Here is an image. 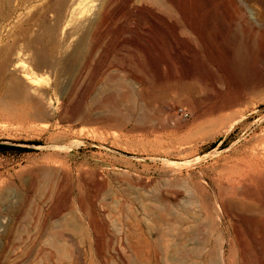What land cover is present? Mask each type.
I'll use <instances>...</instances> for the list:
<instances>
[{
    "label": "rangeland",
    "instance_id": "374dc122",
    "mask_svg": "<svg viewBox=\"0 0 264 264\" xmlns=\"http://www.w3.org/2000/svg\"><path fill=\"white\" fill-rule=\"evenodd\" d=\"M115 1L64 12L58 39L67 60L40 80L53 114L32 122L0 113V145L28 149L0 151V264H48L52 233L70 224L78 203L79 224L64 231L78 264H117L125 215L150 227L144 207L163 199L174 203L171 219L206 221L186 245L222 242L229 264H264V29L243 39L223 0ZM55 2L11 0L9 12L0 0V62L22 55L25 66L24 48L43 21L53 24ZM247 3L263 24L264 0ZM82 36L74 60L69 51ZM165 78L174 84L159 86ZM176 236L166 237L168 253L182 262Z\"/></svg>",
    "mask_w": 264,
    "mask_h": 264
},
{
    "label": "bare ground",
    "instance_id": "6f19581e",
    "mask_svg": "<svg viewBox=\"0 0 264 264\" xmlns=\"http://www.w3.org/2000/svg\"><path fill=\"white\" fill-rule=\"evenodd\" d=\"M56 1L57 2H55V0H54V2L56 3V5L54 6V8H55L54 11L56 12V18H55V21H53V24L50 25V26H48L49 23L47 25L43 21V24L41 25L42 29H40V31L42 30L41 36H36V37H33L32 39H30L27 42L26 48H24L26 51L29 52V57L27 56V58L25 59V66H22V68H21V63L23 62V60L19 58L20 55L15 57V58L18 57L16 61H14V60L13 61L12 60H7L8 58L4 55L6 60H4V58H3L4 61H1L0 62V113L5 114V116H7V117H10V118H20V119H23L25 121H32V122L33 121H39L40 120V122H42L41 120H43V117H45L47 115L53 114L52 113V109H51L52 107L50 106L51 107L50 108L49 107V104L47 103V102H49L48 99L50 98V97H48L49 96V90L46 87V85L43 86V85L40 84V80H42V77L45 75L46 72H49L50 70L54 71L55 69H58L57 66L60 63H62L65 59L67 60V57H66L67 49L64 46V44H62V43L59 42L60 41L59 39L61 37V36L59 37V35L62 34V33L60 34V31L63 30L61 28H62V24L64 22L63 21L64 12H66V14H67V11L70 12L72 10V8L75 7V6H76L75 7L76 10H78L77 9L78 8V5H80L81 3L83 4V2L86 3L85 4L86 11L89 12L90 9L93 8V5H94L93 2H95V0H56ZM97 1L99 2V4H98L99 6H98L97 10H99V9L102 8L101 3L104 2L105 0H97ZM161 1H162V3L163 2L164 3L166 2V3L169 4V0H161ZM10 2H11V0H3V8L6 9V10H8L9 12L12 11L10 9ZM116 2L117 1H115V0H106L105 6L106 7L108 6V9H111L112 5L113 4H116ZM55 3H53V4H55ZM97 3H96V6H97ZM248 4L249 3H247V0H223V3H222L223 9L231 16V18H232L231 20L232 21H235L236 25H238V27L241 29L240 31L242 33V36L244 35L243 36V39H245L246 41L248 39H250V36L251 37H254L252 35H254L256 33H259L260 32V29H264V20H263V24L261 23L262 24L261 25L260 24V21L258 22V20H257L258 18L256 19V17L254 16V13L251 10L252 8H250V6ZM83 6H84V4L82 6H80L81 9H82ZM109 6H111V7L109 8ZM85 7H84V9H85ZM75 8H74V10H75ZM45 9H46V7H45ZM81 9H80V11H82V12L85 13V10H81ZM45 11H47V9ZM72 12H73V10H72ZM72 12H70V13H72ZM85 14H86V16L88 15V13H85ZM65 18H67V17L65 16ZM103 19L104 18H103V15H102L101 18H100V20H99V23H98V21H96L97 22V24L95 23L96 26H98ZM64 20H67V19H64ZM84 22L86 23V21H84ZM84 22H81L82 25L84 24ZM80 24L77 22L76 27H78L77 25H80ZM95 29H96V27H95ZM75 31L77 32V30H75ZM260 33H259V36H260ZM263 34H264V32H263ZM263 34H261V36ZM83 40H84V36H82L76 43L74 42L75 45L71 48V51H69L70 52L69 57L72 56L73 59L76 60L79 52L81 51ZM47 41L49 42L48 44H50V43L54 44V49L53 48H51V49L48 48V46L46 45V42ZM241 49H243V48H241ZM12 51H13V48L11 50H10V48L9 49H4L3 50V53L7 55V54H9ZM226 51H228V49ZM53 53H55V55H59V58H57V57L54 58L53 55H52ZM225 54L228 55V56L226 55L227 57H229V55H230V54H228L226 52H225ZM22 58H24V57H22ZM19 61H22V62H19ZM18 62H19V64H18ZM62 64H64V63H62ZM18 65H20V68H19ZM18 71L20 73H22V74H20L22 76H20V77L18 76L19 75ZM54 73H55V71H54ZM58 73H60L59 70H58ZM181 77L183 78V77H186V76H181ZM173 78H175V77H173ZM170 80L171 81H168L165 78V80L164 79H163V81L157 80V82L159 81L158 82V85L159 86H162L163 85V87H165L164 85H166V87H167V83H169V84L171 83L172 85L174 84V83H172L173 82L172 81L173 79H170ZM169 84H168V86H169ZM174 86H176V85H174ZM169 88H170V86H169ZM145 92H147V91H145ZM160 92H162V91H160ZM151 95H153V94H151ZM147 99H148V97H147ZM45 119H48V117L45 118ZM122 178H124V177H122ZM131 180H132V178H131ZM225 201H227V200H225ZM173 204H171L170 200L168 201L166 199L165 200L163 199V200L160 201V203L158 205L154 204L155 207L152 206L153 208L144 207V208H146L144 210L148 211V212H145V213H149L150 214V215L148 214L150 216V219H151V222H152V224H150L151 225L150 227H148L149 225H146V224H145V226L142 225L143 222H141V219H139L137 216H135L136 214H133L132 212L131 213L129 212V214H126L125 215V218H124L125 220L123 221V223H121L122 229H120V230H123V237L121 236L122 238H120V239L121 240H124L125 246H123V244H122V248L124 247L123 249H120L119 247H121V246H118V249H120V250H119V252L117 251V253L115 255L116 257L118 256V258H117L118 259L117 264H188L187 261H190L189 263L191 264L193 262H196V259H198L197 260L198 261L197 262L198 264H229L228 263V259L226 257L227 254L225 255V251H224V247H223V243L222 242H218V243H215L213 245H209V241H206L205 238L202 241L199 240V241H196V242H195V239H194V242L195 243L192 242L193 239H192L191 236H194L192 234H198V235H200L201 233L199 234V233L194 232V233L190 234L188 232L190 230H194V228H196L197 226L200 227V225H198L199 222H196V221H193V222L185 221L186 219L183 220V219H178L176 217L173 218L175 216V214L172 215L173 216L172 217L173 219H171L170 216H171V210H172V208L174 206ZM175 204H177V203H175ZM179 206H177V207H179ZM124 207H122V208L124 209ZM183 207L184 208H187L185 205H183ZM235 207H237V205H235ZM240 207H241V204H240ZM248 207H249V205H248ZM253 207L254 206H251V208L250 207L249 208L250 209H254L255 207L254 208ZM259 207L260 206H258V208H257L258 210H260ZM128 208H130V207H128ZM226 208H227V206H226ZM231 208H232V206H231ZM33 209H35V208H33ZM85 209H86V207H85ZM118 209L122 210L121 208H118ZM219 209H221V208H219ZM237 209H239V208L237 207ZM120 210H119V212H120ZM126 210H127V207H126ZM132 210L133 209L128 210V211H132ZM144 210H143V213H144ZM245 210L246 209H244L243 211H245ZM70 211H69V213L71 214L70 224H68L69 222L67 223V221H66V223H61V225H60V223H58V225L60 226L59 227L60 229L57 231V233H56L55 230H54L55 231L54 234L51 232L52 233V236H53V241L51 243H52V247L54 248V250H52V249H50V251L47 250L48 252L46 253V257H45V258H47L46 260H48V262L50 264H56V263L59 264L60 261L62 262V260L63 259L65 260L66 257H67V259L69 257L72 258L70 260L72 261L73 264H78V260L81 259V257H79V259H78V255H79V252H78L79 250H77V247L78 246L76 247V245L73 242V240L71 238H69L68 236L66 237L64 235L67 232L66 230H68V228H71V229L72 228H75V227L77 228V226L79 224L78 221L80 219V218L78 219V216H79L78 214L83 211L82 210V207H81V204L78 203L77 208H76V211L77 212H75L76 214L74 212H72L73 213L72 214ZM128 211H127V213H128ZM173 211H174V208H173ZM218 211L220 213H222L221 210H218ZM234 211H235V208H234ZM135 212H136V210H135ZM224 212L227 213V211H224ZM121 213L122 212H120V214ZM176 213H178V212H176ZM254 213H256V212H254ZM86 214H87V212H86ZM37 215H38V213H37ZM117 215H119V214H117ZM178 215H179V213H178ZM185 215H187V213H185ZM122 216H124V214ZM180 217H182V216H180ZM182 218H184V217H182ZM143 220L144 219H142V221ZM34 223L35 224H38V226H40V228L44 229L46 227L47 221L46 220H41L40 216L38 215V216H36V219H35V222ZM205 223H206V221H205ZM205 223H203L201 225H203V227H204V224ZM217 223L218 222H216V224ZM203 227H200L197 230V232H200L199 231L200 229L206 231ZM32 228H34V227H32ZM218 229H219V227H218ZM64 231H66V232H64ZM40 232H41V229H40ZM25 233H26V231H25ZM150 234H153L154 235V239L153 240L152 239L151 240L149 239ZM173 234H176V235L179 236V238L176 236L179 239V242L178 243L175 242V244L177 243V245L179 246V247H176V245H175V248L176 249L178 248L179 251H178V253H177L176 249L174 251H176V254H175L176 257L180 256V259L181 260L182 259L184 260L182 262H179V261L177 262L175 259L171 258V257H173V256H171L173 254H170L169 255V253H168V251L170 250L171 247L170 248H167V246H168L167 244H169L167 239H168L169 235H173ZM121 235H122V233H121ZM153 235H151V236H153ZM151 236H150V238H151ZM166 237H167V239H166ZM194 237H196V236H194ZM191 239H192V241H191L192 243H190L188 245L189 246L191 245L192 248L191 249L189 248V250H188V248H186V246L188 247V245H186L185 242L186 241H190ZM117 240L121 244L122 241H120L119 238ZM16 243H18V242H16ZM206 246H208L207 249H206ZM126 249H128L130 251V255L129 256L126 255L127 253L125 254V250ZM171 250H172V248H171ZM202 250H204L203 253L201 255H199V253H201ZM103 255H105V253ZM67 259H66V261H67ZM117 259H115V260L117 261ZM70 260H68V261H70Z\"/></svg>",
    "mask_w": 264,
    "mask_h": 264
},
{
    "label": "trees",
    "instance_id": "16d2710c",
    "mask_svg": "<svg viewBox=\"0 0 264 264\" xmlns=\"http://www.w3.org/2000/svg\"><path fill=\"white\" fill-rule=\"evenodd\" d=\"M6 150H13V151H28V149L25 148H18V147H14V146H5V145H0V151H6Z\"/></svg>",
    "mask_w": 264,
    "mask_h": 264
},
{
    "label": "built area",
    "instance_id": "2783aa9c",
    "mask_svg": "<svg viewBox=\"0 0 264 264\" xmlns=\"http://www.w3.org/2000/svg\"><path fill=\"white\" fill-rule=\"evenodd\" d=\"M181 113H182V111H181Z\"/></svg>",
    "mask_w": 264,
    "mask_h": 264
}]
</instances>
